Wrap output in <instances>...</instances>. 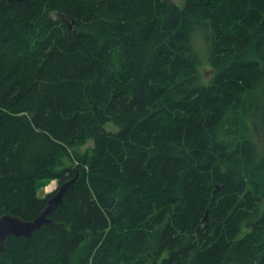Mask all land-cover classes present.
I'll return each instance as SVG.
<instances>
[{
	"label": "trees",
	"instance_id": "16d2710c",
	"mask_svg": "<svg viewBox=\"0 0 264 264\" xmlns=\"http://www.w3.org/2000/svg\"><path fill=\"white\" fill-rule=\"evenodd\" d=\"M260 96L264 0H0V264H264Z\"/></svg>",
	"mask_w": 264,
	"mask_h": 264
},
{
	"label": "water",
	"instance_id": "95a60500",
	"mask_svg": "<svg viewBox=\"0 0 264 264\" xmlns=\"http://www.w3.org/2000/svg\"><path fill=\"white\" fill-rule=\"evenodd\" d=\"M7 1L21 2L24 0ZM59 16L67 22L68 28L71 29L73 26L74 18L71 17L70 21L64 15L60 14ZM77 178L78 173H76L72 178L61 183L57 191L46 200L42 210L33 219H23L20 216L13 215L11 213L0 214V254L4 251L5 243L9 236L13 235L30 237L43 224L52 223V220L49 218V214L58 203L63 201L64 192L68 187L74 184Z\"/></svg>",
	"mask_w": 264,
	"mask_h": 264
},
{
	"label": "rangeland",
	"instance_id": "374dc122",
	"mask_svg": "<svg viewBox=\"0 0 264 264\" xmlns=\"http://www.w3.org/2000/svg\"><path fill=\"white\" fill-rule=\"evenodd\" d=\"M176 4H181L183 0H172ZM199 49L202 51V49L199 47ZM260 100L264 102V96H260ZM251 126V123H249ZM107 130H113L115 131L117 127L112 123L108 122L106 124ZM253 136L255 137V140H257L259 146H261L264 143V136L259 134V130H252L251 131ZM93 147V142L91 140H87L82 144L74 145L68 148V154L61 158L60 167H67V166H75L78 162V159L80 156H82L85 153H90V149ZM60 185L58 178H53L51 180H48L45 183H42L37 188V195L40 197H46L50 194L57 191L58 187ZM53 195V194H52ZM51 195V196H52ZM50 197V196H49ZM48 197V198H49Z\"/></svg>",
	"mask_w": 264,
	"mask_h": 264
},
{
	"label": "bare ground",
	"instance_id": "6f19581e",
	"mask_svg": "<svg viewBox=\"0 0 264 264\" xmlns=\"http://www.w3.org/2000/svg\"><path fill=\"white\" fill-rule=\"evenodd\" d=\"M51 196V195H50Z\"/></svg>",
	"mask_w": 264,
	"mask_h": 264
}]
</instances>
